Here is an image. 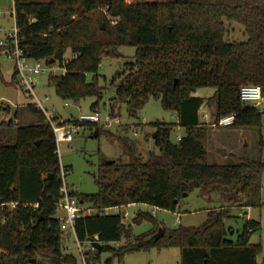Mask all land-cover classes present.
<instances>
[{
	"label": "trees",
	"instance_id": "16d2710c",
	"mask_svg": "<svg viewBox=\"0 0 264 264\" xmlns=\"http://www.w3.org/2000/svg\"><path fill=\"white\" fill-rule=\"evenodd\" d=\"M13 9L23 55L47 63L54 59L64 68L47 79L63 101L78 105L96 97L89 110L99 111L107 87L99 82L102 60L119 58L122 46H134V61L125 62L108 83L114 89L110 115L124 103L127 115L137 117L152 98L178 117L177 123H152L158 152L143 159L126 149L128 162L100 166L95 193L70 190L93 211L75 221V239L101 244L100 250L90 247L93 255L84 258L85 264L122 263L129 253L170 247L180 249V264H259L264 247L249 239L260 221L245 218L232 240L234 228L226 220L246 208L264 207V160L209 163L205 143L208 125L230 113H236L233 127L261 125L262 111L242 102L239 92L244 85L264 91V0H14ZM233 23L242 26L244 40L232 38ZM67 52L70 58L64 61ZM16 75L14 67L12 79ZM202 87L215 89L208 124L199 119L205 97L193 94ZM28 109L42 119L0 122V264H78L62 247L63 181L53 129L39 109ZM177 125L186 131L173 141ZM86 126L97 134L102 129L93 122ZM194 190L200 196L218 194L230 204L209 209L198 226L162 224L157 239L158 226L134 235L121 213H105L128 203L176 211ZM143 219L155 221L152 213L139 212L133 222ZM103 252L111 253L104 262Z\"/></svg>",
	"mask_w": 264,
	"mask_h": 264
},
{
	"label": "rangeland",
	"instance_id": "374dc122",
	"mask_svg": "<svg viewBox=\"0 0 264 264\" xmlns=\"http://www.w3.org/2000/svg\"><path fill=\"white\" fill-rule=\"evenodd\" d=\"M49 1V0H37ZM14 0H0V40L3 41L6 36L15 29V20L12 12ZM234 32L232 38L244 40L243 28L240 24L233 23ZM134 46H122L119 49L121 57L104 58L99 67V82L107 85L103 89L100 103L101 131L93 136L95 129L86 128L74 136L71 142L61 141L58 144V155L60 163L65 167L66 176L64 182L68 188L74 192L95 193L97 185L95 178L99 174L101 165L115 161L117 164L129 161V154L126 149L133 150L146 159L150 151L158 152L154 144L155 127L152 125L155 121L166 123H177V114L173 111L164 110L160 100L150 99L137 117L127 115L126 106L120 103L115 107L114 116L109 124L104 123L106 114H111L110 98L114 95V89L108 86V83L114 73L124 67L125 62L134 61ZM70 58V53L64 55V61ZM40 63L44 72L37 74L34 83V94L20 86L17 80L12 79L15 62L9 58L4 48L0 47V122L11 121L20 125L35 123L42 119L39 112H31L28 109L32 105L44 114L46 109L55 120L67 121L73 117L67 112L65 101L59 98L52 86L47 83L48 76L64 73V68L59 62L48 64L46 59H29L28 64L34 66L36 62ZM205 97L206 103L201 107L199 119L201 123L208 124L213 120L215 112L216 97L215 89L211 87L198 88L195 93ZM96 97H88L78 103L79 113L88 114L90 105L96 101ZM262 111L260 127L241 128L231 126L221 127L217 125H208L207 141V159L209 163L228 164L238 161L241 157H247L251 160H264V103L257 105ZM205 114V115H204ZM204 115V116H203ZM14 127H9V131L14 132ZM229 129V131H228ZM185 128L175 126L171 133V139L176 141V137L185 134ZM136 132V133H135ZM93 134V135H92ZM262 142V143H261ZM226 151V152H224ZM231 152L227 153V152ZM239 157V159H237ZM262 199H264V177H262ZM230 202L224 201L218 194L200 196L198 190L189 193L178 206L176 211L159 209L145 203H128L120 207L111 208L114 213H121L123 221L130 224L132 233L139 235L152 229L154 226L164 224L169 228H175L179 225H200L206 218L207 211L212 208H218L220 205H229ZM240 213L235 212L236 218L226 220L228 226L234 228L233 234L228 237L236 239L237 234L242 230L245 218L260 220L261 228L255 231L249 239L252 244L260 243L264 247V207L250 208ZM139 212L153 213L155 221L143 219L139 223H134L133 218ZM59 214L61 211L59 210ZM64 230L62 234V247L66 253H71L77 258L78 264H85L86 256L93 255L90 246L86 242L81 243L79 247L74 234L66 235ZM125 240L121 241L123 244ZM117 248L114 242L108 243ZM90 252V254H87ZM111 255L110 252L102 253L103 262ZM41 259V258H40ZM180 249L177 247L163 248L161 250L150 249L148 251H138L127 254L122 263L117 260L112 264H180ZM259 264L264 262V250L257 256Z\"/></svg>",
	"mask_w": 264,
	"mask_h": 264
},
{
	"label": "built area",
	"instance_id": "2783aa9c",
	"mask_svg": "<svg viewBox=\"0 0 264 264\" xmlns=\"http://www.w3.org/2000/svg\"><path fill=\"white\" fill-rule=\"evenodd\" d=\"M14 15V11L12 12ZM0 47L4 48L9 58H12L15 62L17 75L16 80L20 86L25 90H28L34 94V83L36 82L37 74L44 72L45 69H41L40 63L37 61L34 66L28 64V58L23 55V50L18 45L17 28L9 33L6 38L1 41ZM53 75V74H51ZM240 100L246 104L257 106L264 103V91L256 85H244L240 88ZM65 106L73 105L69 102H65ZM78 106V105H77ZM79 108V107H78ZM46 121L51 125L55 137V142L58 149V144L61 141L71 142L74 136L87 128V123L93 122L100 124L101 117L99 111H90L88 114H80L79 111L75 117L68 121H57L54 117L43 109ZM205 115V114H204ZM203 115V116H204ZM236 113H230L224 115L218 119L214 124L221 127L232 126L235 120ZM112 120L110 114H106L104 117V123L109 124ZM136 133V132H135ZM181 136H177V140H180ZM66 169L60 163V173L63 181L61 188V199L58 204V208L61 211V228L69 233L74 234L75 221L81 218L83 215L92 214L93 211L87 206L79 202V200L70 193V189L64 182L66 176ZM105 213H114L111 208L106 209ZM153 214V213H152ZM79 247L80 243L77 241ZM117 246L119 243H115ZM86 245L92 246V242H87Z\"/></svg>",
	"mask_w": 264,
	"mask_h": 264
},
{
	"label": "water",
	"instance_id": "95a60500",
	"mask_svg": "<svg viewBox=\"0 0 264 264\" xmlns=\"http://www.w3.org/2000/svg\"><path fill=\"white\" fill-rule=\"evenodd\" d=\"M54 62H55L54 59H50L48 63H49V64H52V63H54ZM78 111H79V108H78V106L75 105V104L70 105V106L67 107V112H68L72 117H75V116L77 115ZM96 135H97V131L94 133L93 136H96ZM111 162H113V161L110 160L109 163H111ZM161 234H162V229H161V227H159L158 230H157V232L153 235V238H154V239H157L158 237H160ZM92 246L95 247V248H97V249H99V250L101 249V244H100L98 241H94V242L92 243Z\"/></svg>",
	"mask_w": 264,
	"mask_h": 264
},
{
	"label": "crops",
	"instance_id": "0c3cea01",
	"mask_svg": "<svg viewBox=\"0 0 264 264\" xmlns=\"http://www.w3.org/2000/svg\"><path fill=\"white\" fill-rule=\"evenodd\" d=\"M231 128H232V126H231ZM238 129H241V128H237V129H232V131H235V130H238ZM228 131H229V129H228ZM224 152H226V151H224ZM227 153H230L231 154V152H227ZM208 160V159H207ZM209 162V161H208ZM246 209H250V208H246ZM248 210H247V213H248ZM250 216H247L246 218H249ZM252 218V217H251ZM260 221V220H259ZM261 223V222H260ZM66 235L69 237V236H71V234L69 233V232H67L66 233Z\"/></svg>",
	"mask_w": 264,
	"mask_h": 264
}]
</instances>
